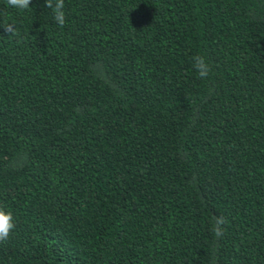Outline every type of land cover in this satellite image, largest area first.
<instances>
[{
	"label": "trees",
	"instance_id": "16d2710c",
	"mask_svg": "<svg viewBox=\"0 0 264 264\" xmlns=\"http://www.w3.org/2000/svg\"><path fill=\"white\" fill-rule=\"evenodd\" d=\"M44 3L0 0V264H264V0Z\"/></svg>",
	"mask_w": 264,
	"mask_h": 264
},
{
	"label": "clouds",
	"instance_id": "9594fccd",
	"mask_svg": "<svg viewBox=\"0 0 264 264\" xmlns=\"http://www.w3.org/2000/svg\"><path fill=\"white\" fill-rule=\"evenodd\" d=\"M5 3L13 9L27 10L32 4V0H5ZM44 6L51 9L54 21L60 28H63L66 23L65 0H45ZM3 28L7 33L15 34V26L12 24L3 25ZM192 65L201 79H206L212 70L210 63L203 55H194ZM226 223L224 216L213 217L211 231L217 239L224 236ZM15 226L13 213L0 206V244L8 241Z\"/></svg>",
	"mask_w": 264,
	"mask_h": 264
}]
</instances>
